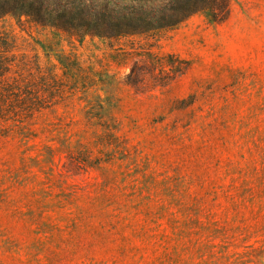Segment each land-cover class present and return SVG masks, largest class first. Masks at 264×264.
<instances>
[{
  "label": "rangeland",
  "instance_id": "obj_1",
  "mask_svg": "<svg viewBox=\"0 0 264 264\" xmlns=\"http://www.w3.org/2000/svg\"><path fill=\"white\" fill-rule=\"evenodd\" d=\"M30 1L0 82L54 105L0 119V264H264V0Z\"/></svg>",
  "mask_w": 264,
  "mask_h": 264
},
{
  "label": "trees",
  "instance_id": "obj_2",
  "mask_svg": "<svg viewBox=\"0 0 264 264\" xmlns=\"http://www.w3.org/2000/svg\"><path fill=\"white\" fill-rule=\"evenodd\" d=\"M30 0H0V10L4 11L11 8V10L18 11V14L25 16H40V12L37 11L34 6L31 5ZM28 10V11H27ZM162 70V67L160 68ZM2 72V71H1ZM6 73H0V78L5 79ZM154 78V77H153ZM24 77L18 75L11 82H0V119L3 118L7 112L19 113L32 116L34 113H38L44 109L51 108L54 104L50 103V96L52 95L51 89L46 91L40 89V87L30 85V82H23ZM140 79V78H139ZM145 77H141V84H144ZM156 80V77L154 78ZM168 79V77L166 78ZM164 79V80H166ZM167 81H156L154 87H164ZM136 92L140 90L145 91L148 87L146 85H132ZM75 89V88H74ZM46 92V93H45ZM46 99V102L43 100ZM49 104V105H47ZM116 129H109V134L115 133Z\"/></svg>",
  "mask_w": 264,
  "mask_h": 264
}]
</instances>
